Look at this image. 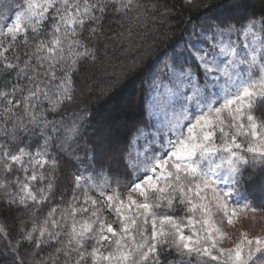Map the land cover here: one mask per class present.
Instances as JSON below:
<instances>
[{
  "label": "snow or ice",
  "instance_id": "snow-or-ice-1",
  "mask_svg": "<svg viewBox=\"0 0 264 264\" xmlns=\"http://www.w3.org/2000/svg\"><path fill=\"white\" fill-rule=\"evenodd\" d=\"M141 6L140 0H24L17 8L16 0H0V72L15 71L27 81L0 91V136L17 145L0 144V203L37 206L31 227L23 226L15 241L0 228L13 264H25V244L33 250L28 264H191L192 258L197 264H264V234L241 231L225 247L228 234L216 219L222 213L231 226L241 214L261 210L242 193L246 174L264 185V14L249 15L245 0L205 4L204 19L179 51L158 68H140L147 77L142 85L163 103L165 122L154 130L137 127L126 151L110 142L94 145L85 159L97 161L99 148L101 167L93 164L88 176L71 174L73 196L59 218L56 207L42 220L37 215L57 194L60 160L53 150L81 162L83 124L48 117L76 101L74 76L100 60L105 14L127 17ZM29 33L38 43L21 66L19 56L13 62L5 53L21 41L27 45ZM101 74L117 78L107 68ZM35 129L43 143L33 152L20 146L19 134ZM103 158L123 160L135 177L126 193ZM162 207H179L184 215L158 211Z\"/></svg>",
  "mask_w": 264,
  "mask_h": 264
},
{
  "label": "trees",
  "instance_id": "trees-1",
  "mask_svg": "<svg viewBox=\"0 0 264 264\" xmlns=\"http://www.w3.org/2000/svg\"><path fill=\"white\" fill-rule=\"evenodd\" d=\"M215 2L216 0H193V5L188 6L184 0H140L142 6L139 9H134L127 17L111 11L105 14L101 26L104 36L101 37L100 60L95 65L91 62L84 64L79 74L74 76L78 88L76 101L59 115H49L48 117L50 120L57 121L63 118L69 125L73 120L83 124L78 149L81 162L70 160L53 150L60 160V170L56 174L55 181L57 194L38 206L39 219L42 220L53 207L57 208V218H59L60 210L68 206L73 196L72 173L80 172L88 176L93 174V164L97 170L101 167L100 149H96L97 161L95 162L85 159L86 151H90L94 145H103L107 148L109 142L126 151L129 139L135 129L149 125L150 87L142 85V81L147 77L144 72L140 71V68H158L172 55L173 50L179 51L188 39L193 26L204 19L203 16H200L203 6ZM245 2L248 5L249 15L259 17L264 14V0H245ZM23 3L24 0H16V7L22 6ZM116 33H122V35L117 36ZM83 35H87V30ZM39 38L47 39L48 36L41 33ZM36 43H38V38L29 33L27 45L21 41L5 55L13 62H16L14 57L19 56V62L23 66L24 60L27 59L26 53L30 54L34 51ZM105 44H107V56L104 55ZM102 68L115 72L117 78L102 75ZM17 83L27 86L25 79H17L15 71L0 72V91L10 92ZM19 96L18 92L17 98ZM101 118L106 119L105 123L108 121L120 124V128L113 130L109 136L111 138H105L102 143L98 142L101 140V130H95L97 122L103 125L104 122ZM9 127H11L10 124ZM19 135L22 138L20 146H28L33 152L43 143L39 129ZM0 144H4L12 150H15L17 146L7 136H0ZM102 163L114 181L119 179L121 191H127L125 186L135 177L124 166L123 160L103 158ZM20 176L22 179L23 174L21 173ZM244 183L245 190L242 195L256 208L263 210L264 185L258 182H249L247 174ZM60 194H63V199ZM91 194L95 195L94 192ZM76 195L79 196L80 193L77 192ZM36 208L37 206L32 205L31 202L28 208H7L3 203H0V228H3L8 237L15 241L23 226L31 227L32 212L36 211ZM158 211L167 212L177 217L184 215L179 207L174 209L162 207ZM64 230L67 231V227ZM0 235L3 234L0 233ZM61 239L65 240L66 237L61 236ZM92 244L93 241H86L89 251ZM32 251L27 244L21 246L20 254L25 258V264H28V260L31 259ZM47 251H51V249H46L45 253H41V255H45ZM13 259L4 240L0 239V264H13ZM185 264H187V260ZM191 264H197L196 258H192Z\"/></svg>",
  "mask_w": 264,
  "mask_h": 264
},
{
  "label": "rangeland",
  "instance_id": "rangeland-1",
  "mask_svg": "<svg viewBox=\"0 0 264 264\" xmlns=\"http://www.w3.org/2000/svg\"><path fill=\"white\" fill-rule=\"evenodd\" d=\"M233 39H236L233 37ZM136 106V105H135ZM148 111L150 116V123L147 128L154 130L155 126L161 123H164L166 120V110L163 106V103L160 99L157 98V93L150 88L149 100H148ZM104 122L105 118H101ZM122 125V124H121ZM105 126V127H104ZM104 127V128H103ZM120 128L119 123H111L104 122L103 125L100 123H96L95 130H101V140L98 142H103L106 138L109 137L113 130H118ZM140 143H143L140 141ZM122 193H126L127 191H121ZM108 218H113L109 216ZM216 219L220 221L223 219L222 227L228 234V239L224 241L223 246L228 247L231 246L233 242H235L239 238V234L241 231H248L250 235L254 236L257 234H264V209L256 212L248 211L245 214H241L240 217L236 220L234 225L229 226L227 224L226 218H223L222 213H217Z\"/></svg>",
  "mask_w": 264,
  "mask_h": 264
},
{
  "label": "bare ground",
  "instance_id": "bare-ground-1",
  "mask_svg": "<svg viewBox=\"0 0 264 264\" xmlns=\"http://www.w3.org/2000/svg\"><path fill=\"white\" fill-rule=\"evenodd\" d=\"M160 61V60H159ZM155 66H156V64H155Z\"/></svg>",
  "mask_w": 264,
  "mask_h": 264
}]
</instances>
